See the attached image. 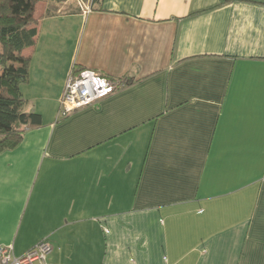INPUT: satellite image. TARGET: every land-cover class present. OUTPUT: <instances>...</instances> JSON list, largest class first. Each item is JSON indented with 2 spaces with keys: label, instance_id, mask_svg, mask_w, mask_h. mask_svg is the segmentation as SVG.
<instances>
[{
  "label": "crops",
  "instance_id": "crops-1",
  "mask_svg": "<svg viewBox=\"0 0 264 264\" xmlns=\"http://www.w3.org/2000/svg\"><path fill=\"white\" fill-rule=\"evenodd\" d=\"M33 18L21 90L42 126L0 153V244L47 239L49 264H264V0H49ZM83 70L132 83L63 116Z\"/></svg>",
  "mask_w": 264,
  "mask_h": 264
},
{
  "label": "trees",
  "instance_id": "trees-1",
  "mask_svg": "<svg viewBox=\"0 0 264 264\" xmlns=\"http://www.w3.org/2000/svg\"><path fill=\"white\" fill-rule=\"evenodd\" d=\"M43 1L0 0V153L17 149L28 130L42 126L39 113L26 111L21 86L29 79L31 61L24 51L38 35L33 11ZM131 83L119 80L120 87Z\"/></svg>",
  "mask_w": 264,
  "mask_h": 264
},
{
  "label": "built area",
  "instance_id": "built-area-1",
  "mask_svg": "<svg viewBox=\"0 0 264 264\" xmlns=\"http://www.w3.org/2000/svg\"><path fill=\"white\" fill-rule=\"evenodd\" d=\"M119 81L112 80L91 70L71 73L66 81L61 99L60 112L67 116L114 94ZM53 245L43 239L21 256H16L12 247L0 244V264H49L48 257Z\"/></svg>",
  "mask_w": 264,
  "mask_h": 264
},
{
  "label": "rangeland",
  "instance_id": "rangeland-1",
  "mask_svg": "<svg viewBox=\"0 0 264 264\" xmlns=\"http://www.w3.org/2000/svg\"><path fill=\"white\" fill-rule=\"evenodd\" d=\"M46 1H49V0H45V1H43V2H46ZM48 4H49V2H47ZM49 10H47V13H53L52 11H54V13L55 12H57V9L56 8H52V7H50V4H49ZM51 9V10H50Z\"/></svg>",
  "mask_w": 264,
  "mask_h": 264
}]
</instances>
